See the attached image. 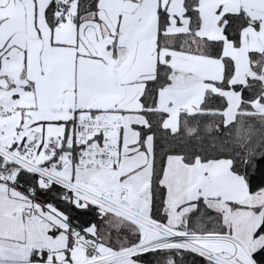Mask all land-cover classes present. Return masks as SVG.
<instances>
[{"label":"snow or ice","instance_id":"1","mask_svg":"<svg viewBox=\"0 0 264 264\" xmlns=\"http://www.w3.org/2000/svg\"><path fill=\"white\" fill-rule=\"evenodd\" d=\"M0 264H264V0H0Z\"/></svg>","mask_w":264,"mask_h":264}]
</instances>
